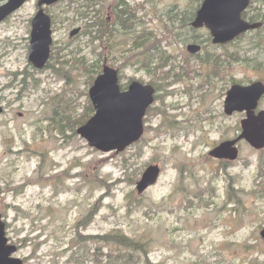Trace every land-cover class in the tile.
<instances>
[{"label":"rangeland","instance_id":"374dc122","mask_svg":"<svg viewBox=\"0 0 264 264\" xmlns=\"http://www.w3.org/2000/svg\"><path fill=\"white\" fill-rule=\"evenodd\" d=\"M37 1L29 0L0 24V213L9 243L21 245L14 256L24 264H63L76 251L79 258L74 264H96L92 254L98 245L89 242L76 246L79 241L74 225L107 190L96 181L74 175L84 172L88 162L101 161L98 175L110 183V189L95 220L81 230L83 234L121 231L147 242L150 259L160 264H264V240L260 238L264 191L254 181L258 165L264 162V150L255 151L242 141L234 162L208 155L219 143L237 137L240 121L245 118L244 113L227 116L223 111L230 86L264 82V53L258 58L261 65L257 69L260 63L243 62L258 53L251 51L250 45L255 31L230 43L213 45L206 29L185 25L193 19L190 15L198 9V0H123L136 8L133 29L127 33L112 26L110 42L115 49L108 56L115 66H122L121 86L130 78L143 84L160 83L139 65L124 66L126 58L132 63L142 58L136 56L137 51L121 52L136 39L155 44L159 52L177 55L175 72H183L179 66L184 55L191 57L194 69L191 78L183 74L180 81L156 93L161 97L146 113L144 123L160 128L158 134L150 130L143 134L145 141L118 154H105L88 146L67 125L61 128L58 122L62 116L55 111L58 99L54 97L64 93L77 102L75 118L83 113L90 86L86 85L87 75L72 58L85 57L88 64L99 58L92 52L91 37L83 34L86 18L78 13L82 3L62 0L45 8L54 20L52 46L57 43L67 54L68 63L56 67L68 73L57 75L52 69L36 70L28 62L30 23ZM119 1L102 0L96 9L110 22L111 6ZM260 6V2L254 3V8ZM166 27L171 30L170 46L162 38L168 35ZM76 28H81L80 34L70 37ZM195 38L202 51L191 56L186 46ZM206 51L218 62L217 68L212 63L199 64L198 58L205 57ZM236 51L238 54L228 56ZM24 70L39 83L29 94L21 95V77L13 79L12 73ZM260 110L264 111V97L256 112ZM169 120L175 121L173 126ZM128 157L132 165L126 172L122 162ZM149 165L160 168V177L138 194L135 185ZM56 174H61V182ZM230 185L239 204L227 202ZM26 237L31 241L22 247ZM36 245L37 257H30Z\"/></svg>","mask_w":264,"mask_h":264},{"label":"water","instance_id":"95a60500","mask_svg":"<svg viewBox=\"0 0 264 264\" xmlns=\"http://www.w3.org/2000/svg\"><path fill=\"white\" fill-rule=\"evenodd\" d=\"M0 23L17 11L27 0H0ZM60 0H38L39 8L31 21L30 46L28 62L37 70H42L50 57L52 44L51 19L44 7H49ZM251 0H204L195 13L190 27L194 30L205 28L213 45H224L232 42L242 34L256 31L262 27L261 22H248L242 18ZM80 29L70 32V37L79 33ZM186 51L196 55L201 45L188 44ZM155 90L151 85L131 82L127 89L121 91L118 71L104 65L92 86L88 96L93 106V116L76 133L88 146L101 153H121L138 142L144 134L143 119L148 108L154 103ZM264 96V84L260 81L249 85H232L226 92L224 113H245L240 122V134L215 146L208 155L216 160L234 162L239 150L237 144L245 141L252 149H264V111L256 113L260 99ZM3 112L0 107V114ZM160 168L148 166L136 183V191L142 194L156 184L160 176ZM264 240V228L260 232ZM17 252L15 245L8 243L6 223L0 214V264H23V260L13 257Z\"/></svg>","mask_w":264,"mask_h":264},{"label":"trees","instance_id":"16d2710c","mask_svg":"<svg viewBox=\"0 0 264 264\" xmlns=\"http://www.w3.org/2000/svg\"><path fill=\"white\" fill-rule=\"evenodd\" d=\"M203 0H198V6H200L201 2ZM82 3L79 6L78 13L86 18V22L84 25L83 34L88 35L91 37L90 44L92 45L93 49L92 52L97 53L99 58L95 63L88 64L85 57H73V62L78 67L82 68L83 72L87 75V86H91L96 76H98L101 73L102 70V62L106 63L110 66L116 67V69L119 70V73L122 70L121 65H114L111 61H113L111 58H108L110 53H114V46L111 44V39L113 37L112 35V26L116 25L118 26V30L123 32H131L133 29V22L135 18V10L136 8L129 7L127 4L124 3L123 0L121 2H117L115 5L111 6V21L109 22L107 20V17L105 16L104 12L97 10L96 5L100 4L102 0H80ZM260 2L261 6L254 8V3ZM139 4L136 5V7ZM92 12L94 13L92 15ZM194 15L193 11L191 12L190 17ZM243 18L249 22H261L262 27L255 31V35L251 37V51L256 50L258 53L253 56L252 58H244L243 62L250 64V63H260L255 68L257 69L260 67L261 62L258 61V58L261 54L264 53V0H252L251 5L249 8L243 13ZM52 22H54L53 18L51 17ZM192 18L187 20L186 26L189 24L190 20ZM168 24V23H167ZM166 31L168 32V35L162 37L168 46L171 44V30L169 27H166ZM242 37V36H241ZM160 40H156L155 43L159 44ZM98 43L95 45V43ZM193 43H200V41L195 38ZM142 49V50H140ZM61 51L63 54H61ZM65 49L61 48L55 43L51 47V54L49 61L46 64L45 69H52L57 75L60 73L67 74V71H63V66H65L68 63V60L66 59V52L64 53ZM137 51L135 54L137 57H142L140 60H136L130 62V58H126L124 62V66H127L128 64L131 65H139L140 68L146 71V73H151L154 77H156L159 80V84H155L154 82H150V84H153V86L156 89V92L158 93L163 89L164 86L169 85L171 82H178L182 79L183 74L187 77H192V70L194 69L191 64V57L184 55L183 57V63L179 66L183 72L177 71L175 72L174 69V61L176 60L177 55L175 54H167V52H159L158 47H156L155 44H146L145 41H138L137 39L134 41V43L130 46L129 49H123L121 52L123 54ZM156 52L155 54H151V52ZM122 54V55H123ZM238 54V51L228 54V56L232 57L234 55ZM106 56V57H104ZM198 58V56H197ZM110 59V60H109ZM108 61V62H107ZM199 64H207L212 63L214 68L218 67V62L213 61L211 55L206 51V56L201 58H198ZM155 63L153 66L151 64ZM56 64L61 65L62 67L57 68ZM174 72V73H173ZM66 76V75H65ZM121 74L119 75L120 78ZM13 79H17L18 77H21L20 84L21 87V95L22 94H29L31 89H36L39 83V80L35 79L31 73H29L27 70H24L22 72H14L12 73ZM67 77V76H66ZM121 79V78H120ZM206 79H210V76H207ZM134 78H130L127 85L134 81ZM142 82V81H141ZM127 85L122 86V89H125ZM187 92V90L185 91ZM85 96L87 97V93L84 92ZM161 97V95H156L155 100H158ZM54 99H58V102L56 103V113L60 114L62 118L61 121L58 122L60 127L62 128L64 125H67V127L72 131L73 134L76 133V129L80 126L84 125L93 115V107L91 105V102L89 98L87 97L85 99V104L83 106V113L75 118V110L77 107V102L74 101V99L69 98L66 96V94H62L59 97H54ZM154 107H150L148 109L147 114L150 113L151 110H153ZM162 115L167 116L166 112L164 110L157 109ZM146 122V120L144 121ZM170 126H173V123L175 121H170ZM150 130H154L156 134L160 131V128H151V126H145V132L147 133ZM59 133L64 134L62 129H59ZM145 141V139H142L137 142L135 145L139 144L140 142ZM141 153L139 151L138 155ZM132 160L131 157L124 158L122 165L125 167L126 172L128 170L129 165H132L130 161ZM103 164L101 161H90L85 165V171L79 174H75L74 176H82L88 181H96L102 188L106 189L107 192H109L110 189V183L103 177H100L98 175V171L102 168ZM65 174V173H64ZM130 173H127L126 175H129ZM131 177L134 175V172L130 174ZM56 178L59 179V182H61V174H56ZM118 182L121 181L120 179L117 180ZM131 181V179H130ZM135 183V179L132 180ZM255 184L256 187L262 188L264 191V162H261L258 165L257 174L255 176ZM107 192L101 194L92 204V206L88 209L87 213L78 220L75 225V231L78 238V244L76 246L81 247L83 244H87L89 242L95 243L98 246H96V250H94L92 256L96 264H160V263H154L149 257V249H148V243L143 242L135 237L128 236L124 234L121 231H112L107 234L103 235H85L81 232V230H86L90 224L95 220L96 216L100 212V210L103 207V201L105 197L107 196ZM234 201L236 204L240 203L239 198H237L235 194V188L230 185L228 192H227V202ZM31 239L29 237H26L22 241V247H25L28 242H30ZM21 245L18 246L20 248ZM104 247H107L108 249L105 250ZM39 249V245H36L32 252L30 257H37V252ZM76 251L71 252V257L63 264H74L75 261L78 260L79 256L75 257ZM30 259V258H29Z\"/></svg>","mask_w":264,"mask_h":264}]
</instances>
